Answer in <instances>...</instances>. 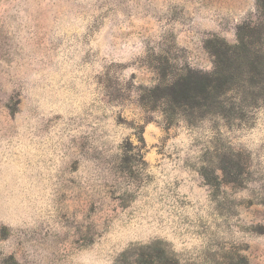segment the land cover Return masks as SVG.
Returning <instances> with one entry per match:
<instances>
[{"label": "rangeland", "instance_id": "374dc122", "mask_svg": "<svg viewBox=\"0 0 264 264\" xmlns=\"http://www.w3.org/2000/svg\"><path fill=\"white\" fill-rule=\"evenodd\" d=\"M0 264H264V0H0Z\"/></svg>", "mask_w": 264, "mask_h": 264}, {"label": "trees", "instance_id": "16d2710c", "mask_svg": "<svg viewBox=\"0 0 264 264\" xmlns=\"http://www.w3.org/2000/svg\"><path fill=\"white\" fill-rule=\"evenodd\" d=\"M211 89V80L206 76L199 75L196 80L173 90L172 94L182 98L204 99L210 95Z\"/></svg>", "mask_w": 264, "mask_h": 264}]
</instances>
